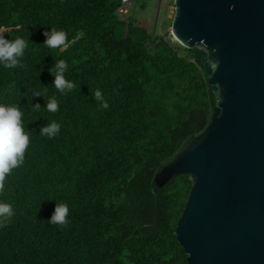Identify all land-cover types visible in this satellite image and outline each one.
I'll return each instance as SVG.
<instances>
[{"label": "trees", "instance_id": "trees-1", "mask_svg": "<svg viewBox=\"0 0 264 264\" xmlns=\"http://www.w3.org/2000/svg\"><path fill=\"white\" fill-rule=\"evenodd\" d=\"M120 6L0 0V35L28 43L23 67L0 65V104L20 108L30 137L0 196L15 213L0 228V264H186L173 232L191 184L179 175L158 187L154 176L209 124L214 95L200 50L139 27ZM51 28L67 33V48L43 44ZM61 59L76 85L66 95L48 71ZM97 90L107 109L94 101ZM51 97L55 113L45 107ZM53 121L60 133L40 135ZM55 202L67 203V226L47 221Z\"/></svg>", "mask_w": 264, "mask_h": 264}, {"label": "water", "instance_id": "water-1", "mask_svg": "<svg viewBox=\"0 0 264 264\" xmlns=\"http://www.w3.org/2000/svg\"><path fill=\"white\" fill-rule=\"evenodd\" d=\"M170 35L198 49L215 107L154 176L191 184L173 232L186 264H264V0H174Z\"/></svg>", "mask_w": 264, "mask_h": 264}, {"label": "clouds", "instance_id": "clouds-1", "mask_svg": "<svg viewBox=\"0 0 264 264\" xmlns=\"http://www.w3.org/2000/svg\"><path fill=\"white\" fill-rule=\"evenodd\" d=\"M46 37L43 44L50 49L63 50L68 47L69 42L67 33L64 30L51 28L45 31ZM28 43L22 38L9 40L0 35V65L4 68L23 67L20 63L24 56ZM68 63L61 59L55 62L48 71L52 77L53 87L61 94H67L74 90L76 85L65 78ZM47 89L34 93L35 97H44ZM93 99L101 108L109 107L104 96L99 90L94 93ZM48 112L55 113L59 110V103L55 97H51L45 105ZM41 105L33 104V111H39ZM61 125L55 121L48 123L40 128L39 134L47 136L49 139L54 138L60 133ZM30 144L29 133L25 131L23 122V112L16 105L0 104V196L3 195L6 188V177L11 174L12 170L23 165L25 153ZM14 209L10 203L0 202V228L6 227L11 218L14 216ZM69 207L67 203H56L51 217L47 220L49 223L67 226L69 220Z\"/></svg>", "mask_w": 264, "mask_h": 264}, {"label": "rangeland", "instance_id": "rangeland-1", "mask_svg": "<svg viewBox=\"0 0 264 264\" xmlns=\"http://www.w3.org/2000/svg\"><path fill=\"white\" fill-rule=\"evenodd\" d=\"M173 1L174 0H149V4L144 10L136 7L137 3L133 6V2H131L127 7V14H132L134 12L137 18V25L151 31L152 34L170 35L171 22L174 16ZM172 44L175 43L172 42Z\"/></svg>", "mask_w": 264, "mask_h": 264}, {"label": "built area", "instance_id": "built-area-1", "mask_svg": "<svg viewBox=\"0 0 264 264\" xmlns=\"http://www.w3.org/2000/svg\"><path fill=\"white\" fill-rule=\"evenodd\" d=\"M133 0H121V6L117 9V14L120 16H124L127 14V7Z\"/></svg>", "mask_w": 264, "mask_h": 264}]
</instances>
